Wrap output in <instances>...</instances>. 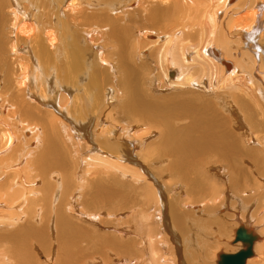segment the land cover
<instances>
[{
    "label": "bare ground",
    "instance_id": "6f19581e",
    "mask_svg": "<svg viewBox=\"0 0 264 264\" xmlns=\"http://www.w3.org/2000/svg\"><path fill=\"white\" fill-rule=\"evenodd\" d=\"M119 1L0 0V264H204L235 197L264 264V0Z\"/></svg>",
    "mask_w": 264,
    "mask_h": 264
},
{
    "label": "rangeland",
    "instance_id": "374dc122",
    "mask_svg": "<svg viewBox=\"0 0 264 264\" xmlns=\"http://www.w3.org/2000/svg\"><path fill=\"white\" fill-rule=\"evenodd\" d=\"M118 5L119 6H117V7H120V6H122L123 5V3H122V1L120 0L119 2H118ZM114 13H119V12H114ZM119 17H123V16H121V15H119ZM156 26H154L153 28H155ZM159 29V28H158ZM157 30V29H156ZM101 45H103L104 46V48H105V56H106V58L107 59H109V60H112V62L113 63H118L117 62V54L115 53V51L113 50V47L115 46V45H112V44H109L110 45V47H111V50H107V44H104V43H101ZM94 48V50L93 49H91L90 50V52H89V54H90V56H91V59L92 60H95V58H96V51H95V47H93ZM146 56V55H145ZM236 59V58H235ZM96 60H97V58H96ZM237 60V59H236ZM98 61V60H97ZM144 62H146L147 64H148V61H145V60H143ZM117 66H115V68H116ZM224 68H225V66H224ZM119 70V71H118ZM117 74H118V76H120V73H121V71H120V69L118 68L117 70ZM110 73V77H111V71L109 72ZM117 76V77H118ZM112 88V86L111 85H108V86H106V91H109L110 92V89ZM154 88V87H153ZM108 89V90H107ZM114 89L112 88V91H113ZM149 90V92L150 93H152L151 95H164V94H166L165 92H162V93H160V92H156L155 90H151V88H149L148 89ZM151 90V91H150ZM114 92V91H113ZM120 93H119V96H121V91H119ZM172 93L173 92H176V93H179L180 92V90H175V91H171ZM111 93V92H110ZM115 93V92H114ZM112 94V93H111ZM169 94V93H168ZM179 94H181V93H179ZM123 95H124V93H123ZM122 95V96H123ZM174 95V94H173ZM178 97V96H177ZM158 98V97H157ZM179 98V101L181 102H184L187 98H188V96H184V97H182L181 96V98L180 97H178ZM208 99V98H207ZM175 100H177V99H175ZM175 100H173V101H175ZM189 100L190 101H192V102H194L195 104H197V105H200V104H202V102L200 103V101H198V100H196V99H193V98H189ZM172 101V102H173ZM181 102V103H182ZM109 104V105H108ZM204 104V103H203ZM107 105L108 106H106L104 109H106V108H108V109H110L109 107L110 106H112L113 105V103L111 104V101H108V103H107ZM178 108H181V107H178ZM181 109H183V108H181ZM205 115V114H204ZM227 115H225L224 117H226ZM252 116H254V114H252ZM255 117V116H254ZM253 118V117H252ZM246 119H247V117H246ZM137 126V125H136ZM144 133V132H143ZM142 133V134H143ZM158 137L157 136H155V139H157ZM144 140H145V138H143ZM141 140V143H144V140ZM154 138H150L149 140H148V142L147 143H150L152 140H155ZM137 142H139V140H137ZM121 143H123V142H121ZM123 145L124 146H126L127 148H128V150H130L131 151V154H135V156L137 157V159H136V157L135 156H133L132 155V157L134 158V159H136L137 160V162L139 163L140 162V164L142 165L143 163H145L144 165L146 166H148V162H146V159L145 158H143L142 156H143V154H145V152L147 151H145V149L143 150L144 152H142L141 150H140V148H137L136 150H133V147L131 146V145H129V143L127 142L126 143V141H124V143H123ZM130 146V147H129ZM130 148V149H129ZM132 148V149H131ZM139 149V151H137ZM137 154V155H136ZM140 155H142V156H140ZM140 157V158H139ZM142 157V158H141ZM140 159V160H139ZM143 159V160H142ZM139 160V161H138ZM148 163V164H147ZM146 166V168L149 170V167H147ZM221 167V166H220ZM246 167L247 168H250V166L248 165V164H246ZM145 168V167H144ZM152 169V168H151ZM216 169L217 170H215V171H210V175H212L213 174V177L215 178V179H217V178H219L220 179V177L218 176L219 174H221V172L220 171H222V170H220L219 171V174L216 176L215 174H216V171H218V169H219V167L217 168L216 167ZM221 169H222V167H221ZM148 170H146L147 171V173H148ZM153 172L154 173H156V171L153 169ZM152 172V170H151V175L152 176H154L153 173ZM230 175H233V176H235V174H236V172H233V171H230V172H228ZM231 173H233V174H231ZM156 176H157V173L155 174ZM215 175V176H214ZM221 176V175H220ZM233 176H230L231 178L233 177ZM213 178V179H214ZM159 179V178H158ZM179 179V176H176V177H171V179H170V181L171 182H169V184L170 183H173V184H171V185H169V188L170 187H172L173 185H174V187H173V189H176V191H177V194L178 193H180V192H184V191H186L185 189H179L178 190V187H179V184L180 183H183L184 185H186L184 182H182L181 180H178ZM215 179H214V181H215ZM160 180V179H159ZM174 180V181H173ZM218 180V179H217ZM221 180V179H220ZM123 181V180H122ZM126 182V181H125ZM175 182V183H174ZM163 185H164V183L163 182H161ZM140 184V183H139ZM218 184V182H215V185H217ZM219 186H221L220 184H218ZM217 185V186H218ZM178 186V187H177ZM229 188L227 189V187L225 188V187H223L222 188V190H224L223 191V194L226 192V191H230L231 190V188L233 187L231 184H229V186H228ZM244 187V186H243ZM225 188V189H224ZM141 189H143V186H141ZM140 189V190H141ZM171 189V188H170ZM186 189H187V186H186ZM230 189V190H229ZM208 190H210V188L208 189ZM221 189H220V192L222 191ZM226 190V191H225ZM121 191V192H120ZM166 191H168L167 190V187H166ZM123 189H119V195L122 197L123 196ZM191 192V191H190ZM193 193H195L196 194V196H194V201H196V202H200V198H201V200L203 199V200H205L204 198H203V196L205 195V197H208V195L210 196V197H212V195H210V193H206V194H201V193H199L198 191H192ZM172 194V196L174 195V196H176V192L175 193H171ZM138 195V196H137ZM135 197L138 199L139 198V194H137ZM184 195V194H183ZM186 195V194H185ZM127 196V195H126ZM173 196V197H174ZM191 196V195H190ZM190 196H187V197H185V198H183V200L184 199H187V201H188V198H190ZM220 195H218L217 197H219ZM223 196V195H222ZM151 198V197H150ZM236 198V197H235ZM235 198H233V199H231L232 201H229V206H226L224 209H223V211L221 212V208H219V210H217V212H218V216H223V217H227V218H224V227H223V231H222V234H218L217 233V227H215V225L214 226H212L211 227V231L212 230H214V232H212V234L210 233V234H206V237H209L210 235H211V237L210 238H207V240H209V243H210V241L212 242L213 240L214 241H216L217 243L214 245V246H212L211 248H210V250L207 252V256H206V259H205V263L204 264H215V254L216 253H218V252H226V253H231V252H234L235 250H236V247L235 246H232L231 245V242H232V238H233V233H234V230H235V228H236V226H234V225H236V223H235V218L237 217V216H239V214L240 215H243V217H244V220H245V222L246 223H249V221H250V223L253 221V224H255L254 223V221L255 222H257L255 225H257V226H259V229L261 228H263V226H262V224H260L259 223V221H260V217H262L263 216V213H262V211H260V207L258 206L257 207V205H248V201L247 202H245V201H243V200H240V199H235ZM222 199H223V197H222ZM222 199H220V200H222ZM229 199V200H230ZM192 200V201H193ZM149 201V200H148ZM151 201V200H150ZM232 202V203H231ZM244 204H243V203ZM225 203V202H224ZM148 204V203H147ZM243 204V205H242ZM218 206V205H217ZM208 207V206H207ZM209 207H211V206H209ZM242 207V208H241ZM252 207V208H251ZM255 209V210H254ZM240 210H242L241 212H243L242 214H241V212H240ZM257 210H259V211H257ZM257 211V212H256ZM224 212V213H223ZM225 212H227V214L226 215H228V216H226L225 215ZM252 212V213H251ZM255 212V213H254ZM198 212H196L195 214H190L191 215V219H188V220H193L192 218H194V217H196L197 219H200V220H203V221H207V214L206 213H203V212H200V213H198ZM221 213V214H220ZM251 214V215H250ZM260 214V215H259ZM193 215H195V216H193ZM245 215V216H244ZM246 215H247V217L248 218H246ZM257 215V216H256ZM235 217V218H234ZM253 217V218H252ZM255 217H257V218H255ZM205 219V220H204ZM251 219V220H250ZM255 219V220H254ZM263 220V219H262ZM115 221V224H116V220H114ZM107 222V221H106ZM120 222V220L117 222V225H118V223ZM120 223H123V222H120ZM235 223V224H234ZM252 224V223H251ZM250 224V225H251ZM189 227L191 228V231L192 232H195L194 231V229L195 228H193V227H191V224H189ZM235 227V228H234ZM190 228H189V230H190ZM216 229V230H215ZM104 230V229H103ZM102 232H104V233H109V232H107V231H101V233ZM224 232V233H223ZM214 233H215V235H214ZM181 234V233H180ZM213 235V236H212ZM214 237H216L215 239H214ZM183 238H184V236H183ZM179 239H181V237H180V235H179ZM213 241V242H214ZM258 243H260V242H258ZM258 248H259V251H260V249H264V242L263 243H261L260 244V246H258ZM198 251L199 252H202L201 251V249L199 250L198 249ZM92 252L94 253V251H92L91 250V253H89V254H92ZM101 256V255H100Z\"/></svg>",
    "mask_w": 264,
    "mask_h": 264
},
{
    "label": "water",
    "instance_id": "95a60500",
    "mask_svg": "<svg viewBox=\"0 0 264 264\" xmlns=\"http://www.w3.org/2000/svg\"><path fill=\"white\" fill-rule=\"evenodd\" d=\"M257 239L258 236L251 229L241 224L235 232L233 242H241L243 248L232 254H219L217 264H246V261L253 256V244Z\"/></svg>",
    "mask_w": 264,
    "mask_h": 264
}]
</instances>
